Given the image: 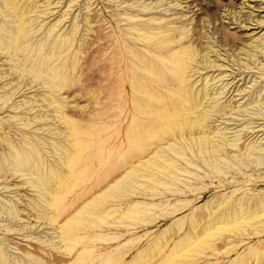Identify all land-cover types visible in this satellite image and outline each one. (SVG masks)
<instances>
[{
  "label": "bare ground",
  "instance_id": "bare-ground-1",
  "mask_svg": "<svg viewBox=\"0 0 264 264\" xmlns=\"http://www.w3.org/2000/svg\"><path fill=\"white\" fill-rule=\"evenodd\" d=\"M77 1L68 0V4L61 7L62 11L56 15L55 10L61 3L59 0H0V111L7 108L15 111L13 116L7 115L9 121L18 122L25 127L35 125L37 121H44L51 117L53 111L56 112L66 131L55 127H50L47 131L64 141H57L54 137L49 141L41 137L39 140L41 146L47 145L58 165L66 168L69 167L70 161L76 158V151L81 146L73 138L78 130L77 123L72 120L74 117L68 119L64 116L70 107L68 97L63 96L65 78L69 70L84 75L87 67L97 59V54L103 49V40L106 39V35L100 32V27L96 25L97 16L90 10V0L82 4L86 9L85 27L80 28V21H76L73 15V21L63 28L71 12L69 8L78 5ZM151 4L152 1L146 6ZM82 5L79 4L78 7ZM53 15L56 16L53 18ZM137 15L138 13H127L123 19L133 21L138 19ZM51 17L53 19L49 20ZM180 19L181 17L165 19L166 26H170L162 29L160 25L164 22L163 17L153 14L141 20L145 21L147 27L129 29V33L136 37L134 39L130 36V43L139 41L145 45L144 51L139 52L138 57L143 71L149 74L150 78L153 75L151 64H159L162 69L157 68L152 85L138 89L143 101V134L131 135L130 143L136 152L126 155L129 160L136 156L138 161L136 164L131 163L135 165H131L123 176L121 174L122 177L116 176L121 178L112 183H115L112 191L104 189L101 194L116 195L117 192L130 191V187L134 183L139 184L141 178L164 187L162 194L170 190L176 197L170 204L174 205L176 210H191V214L179 218L176 222L178 231H181L184 223L189 228L183 237L180 236L171 248L169 247L168 255L162 262L159 260L161 264L169 262L172 256L186 254L196 258V264H264V244L259 248L256 245L258 249L248 248L239 259L217 263V260L227 258L231 252L237 250L246 239L264 233V191H258L256 194L244 192L236 196L235 201L230 194L223 196L219 192L211 196L208 203L198 210L193 209L191 200L188 199L190 196L195 200L204 201L211 191L230 185H234L235 190H240L238 185L241 180L235 177L236 174L243 171L247 173L248 169L261 173L264 169V130H258L263 128L264 124L261 125L257 120L264 119V82L257 83L254 79L237 85L234 80L242 74L241 72L234 74L230 80L226 79L228 75H224V71L214 75L215 69L225 67L220 63V60H224L221 57L230 59L231 64L234 61L233 65L238 69H250V60L255 58L257 61L260 58L259 52L264 54V33L251 39L249 46L237 48L239 50L235 47L236 51L228 47L222 52L220 48L207 46L203 52L199 47V39H192L194 31L190 30L193 33L192 43L182 44L185 33L189 30H175L173 24L181 23ZM263 20L259 23L263 24ZM80 60H83L82 64L79 63ZM261 62L259 61V64L262 65ZM204 70L207 71L203 72ZM211 71L213 73L210 75ZM192 77L196 78L191 82ZM199 77L201 82L197 85L200 79H196ZM37 85L41 89L45 88L47 92L37 96L32 91L34 97L28 98V95L24 94L22 100H14L21 91H30ZM36 106L42 111L32 117L30 114L26 117V114L21 112L23 107L32 111L36 110ZM243 116L248 118L238 126L244 127L233 132L236 127H231L233 123H227L236 122ZM220 119H226V124L222 125ZM216 122L219 123L215 124ZM39 123L42 126L35 129L43 130L44 123ZM244 123L246 124L243 125ZM260 131L262 134L258 136ZM0 141V264H78L86 249L72 253L75 244L85 236L76 233L74 224L82 216L91 213L89 208L97 203V199L88 201L65 223L55 224L62 212L57 201L64 192L60 184L66 175L62 177L52 165L42 160V154L31 137L21 135L19 141L15 142L1 126ZM261 166L263 168H260ZM212 174L216 178L219 177L218 183L207 184V179L215 180ZM262 174L257 178L264 180V173ZM252 177L253 175L249 174L248 181L253 183L254 187L258 186L259 180H252ZM169 179L173 180L174 184L170 183ZM22 186H26L25 192H33V199L26 200L28 194H20L22 190L19 188ZM13 187L16 189H12ZM7 189H11L8 193L13 196L1 192ZM131 203L127 212H140L135 210L138 203ZM119 206H107L109 209L94 215L104 222V217L108 220V215L124 210ZM34 242L37 245H33ZM166 242L164 238L161 241L162 246ZM56 253L71 258H60ZM139 255L132 264L143 262V255Z\"/></svg>",
  "mask_w": 264,
  "mask_h": 264
},
{
  "label": "rangeland",
  "instance_id": "rangeland-1",
  "mask_svg": "<svg viewBox=\"0 0 264 264\" xmlns=\"http://www.w3.org/2000/svg\"><path fill=\"white\" fill-rule=\"evenodd\" d=\"M59 1L62 4L60 3L58 5L59 7L56 9L57 11L55 10L56 15L62 11L61 7L68 4V0ZM151 1L152 4L146 6L148 3H151ZM84 2H86V0H78V5L69 8L71 12L69 17L65 20L64 24L66 23V26H63V28L68 27L71 23L70 21H73L74 17L76 21H80V28L85 27L86 9H84V6L82 5ZM90 3L92 4L90 10L95 12L97 16L96 25L100 27V32H103L106 35V39L103 40V49L97 54V59L95 58L91 63L92 65L90 64L85 70L89 73L84 71V75H82L80 72L69 70L65 78L66 86L63 89V96L66 98L68 97L67 100L70 102V107L66 110L67 112H65L66 115L64 114V116L68 119L74 117L72 120L77 123L78 130L75 131L73 138H75L81 146L80 149L76 151V158L73 159V161H70L68 168L65 166H62V168L61 165H58L56 162L55 157L52 156L53 153L48 147H46L47 145L41 146L42 144L39 137L46 141H49L53 137L56 138V140L64 141V139L61 140L60 137L57 138V136L51 131H47L50 127L66 131L64 129L65 125L60 121L61 119L54 111L51 113L50 118L44 121L36 120L37 122L35 125L31 124L30 126H26V128L24 125L21 126V124H18V122L9 121L8 117L13 116L15 111L13 112V110L7 108L6 110L4 109L0 111V127L2 126L3 129L5 128L9 138L15 142L19 141L21 135L31 137L32 141L36 144L37 149H39L42 154V160L45 161V163L52 165L56 169V172L62 175V177L66 175V178H62V183L60 184V187L64 192L59 196L57 201L58 207L62 212L55 224L65 223L67 219L77 214L79 208L83 207L88 201L97 199V203L89 208L91 213L82 216L78 222L74 224L76 233L85 236L75 244L72 253L75 254L83 248L86 249L78 264H132L140 257L139 254L143 255V262L141 264H161L165 256L168 255V251L172 244H174L180 236L183 237L189 228V226L184 223L181 231H178V227L175 226L176 222L179 218L191 214V210H187V208L176 210V207L170 204L176 199V197L171 194L170 190H167L166 194H162L164 187L159 186L157 183H150L148 180H143L141 178L139 179L140 183H134L130 187V191H126L127 193L123 191L124 193L117 192L116 195L101 194L107 189V191H112V186L115 184L112 185V183L120 179L123 174L126 173V170L128 171L129 167L135 165L138 161L136 156L131 160L126 158L127 153L131 154L133 151L136 152L132 143H130L131 135L143 134L144 120L143 115H141V112L143 111V109L141 110L143 101L142 94L138 89H143L148 85H152L157 68L162 69V66L159 64H151L153 75L150 78V75L143 71L138 57L140 54L139 52L144 51L145 45L139 41L133 40V42L130 43L131 39H136V37L129 33V29L131 27H147L145 21L141 20L151 17L153 14L163 17L164 22L160 25L162 29L170 26L169 24L166 26L167 21H165V19L170 20V18L181 17V23L173 24V26L177 31L185 29L189 30L185 33L184 42H182L183 45L191 44L192 39L194 41L199 39V47L203 52H205L207 46L214 49L220 48L222 49V52H224L223 49L228 47L231 49L234 48L233 50L236 51L237 48L240 49L242 46L250 44L251 39L253 40L264 33V0H90ZM79 4H81L82 7H78ZM127 13H138V19H134L133 21L124 20V14ZM237 14L242 17L243 21ZM56 15H53L52 17L54 18ZM73 15L75 16L73 17ZM143 15L146 16L144 17ZM141 16L143 17L140 18ZM52 17L49 18V20L53 19ZM258 18H261V20ZM262 20L263 24H260L262 23ZM250 21H252V23ZM190 30L194 31L192 39L191 36L193 33ZM130 36L132 37L131 39ZM242 57L245 58L244 56ZM258 57L260 58L257 61H255V58L250 60V69H245V67L238 69L237 66L233 65L235 64L234 61L233 64H231L232 61L230 59L231 62L228 59H225V57H221L225 61L220 60V63H223L226 68L223 66L224 68L215 69L214 75L223 71L226 72L227 70V72H223V74L228 75L226 76L227 78H225L230 80L232 76L237 75L236 73L241 72L242 74L234 80V83H237V85H242L244 82L254 79L257 80V83H262L264 82V54L259 52ZM259 61H262L261 63H263V66L259 64ZM79 63L82 64L83 60H80ZM207 70H204L203 72H206ZM212 73L213 72L211 71L210 75ZM192 78L191 82L196 77ZM200 82L201 79L198 80V83L196 84L198 85ZM38 86L39 85L35 86L32 88L33 90L31 89L30 91H21L16 95L14 100H22V95L24 94L28 95V98H32L34 97L33 93L39 96L38 94L42 95L47 92L45 88L41 89L40 86ZM39 104H41V102ZM36 107V110L32 109V111H27L23 107L21 108V112L24 115L26 114V117H29L30 115V117H32L35 113L42 111L39 106ZM247 118L248 116H243L237 120L238 122H230L227 124L233 123L231 127H236L233 130L234 132L244 127H239L238 124L241 125ZM257 120L261 125L264 124V119ZM39 122L42 124L44 123L45 126L43 127L45 128H43V130H36L38 127L40 128V126H42ZM219 122L224 125L226 124V119H220ZM219 122H216L215 124H218ZM245 124L246 123L243 125ZM260 129L264 130V127L259 128L258 130ZM49 132L51 135H48ZM259 133L258 136L262 134V132ZM118 148H120V150H118ZM263 167L261 166L260 168ZM123 171L125 172L123 173ZM262 173H264V169L261 173L255 172L254 170L252 172L248 169L247 173L243 171L236 174L235 177L241 180V183L238 185L240 190H235V186L230 185V187H221L211 191L204 198V201L203 199L195 200L190 196H188V199L191 200L193 209L198 210V208L202 207L205 203H208L213 195L215 196L219 192L223 196H227V194L229 196L230 194L233 201L236 200V196L244 192L246 194H256L258 191L262 192L264 191V180L262 178H257L259 175H263ZM214 174H212L213 177H215ZM249 174L253 175L252 180H259L258 186L254 187L253 183L248 181L250 180ZM117 175L121 177L117 178ZM218 178L215 177V180L209 178L206 180V183L211 185L216 184L218 183ZM16 180L18 181L19 179ZM147 182L149 184H146ZM169 182L174 184V181L171 179H169ZM149 185L150 187H148ZM24 187H18L22 190L20 191V194L27 193L26 200L33 199V192L28 191L30 193L29 196V193L24 191L26 189ZM108 187H112V189H109ZM14 188L15 187L12 189ZM10 190L11 189L1 190V192L7 196H13V194L8 193ZM90 197L92 198L90 199ZM131 202L138 203L136 205L137 207L135 206V210H139L140 212L137 214L127 212L129 205L132 204ZM104 204L106 205L104 206ZM115 204L116 206H119L120 204L121 207H119L121 209L123 207L124 210H122L124 212L119 211L118 213L117 211L116 214L108 215V220H105L106 217H104V222L102 219L100 220V218L97 219L94 215L102 213L104 209H109L111 206H115ZM107 206H109V208ZM101 209L102 211L99 212ZM75 210L76 212H74ZM164 210L165 212H163ZM84 228L86 229L84 230ZM174 228L177 231L174 230ZM47 231L52 232L49 230ZM96 231H99L100 233ZM96 235L99 237H96ZM101 237H104L105 239H102ZM263 237L264 233L246 239V241H243L244 244H241L237 250L231 252L227 258L217 260V263L225 262L229 259H239L244 255L248 248H259L261 244H264ZM164 238H166L167 242L162 246L161 241L164 240ZM33 245H37V243L34 242ZM245 247L246 249H244ZM51 251L54 252V250ZM56 254L60 258H71V256L65 257L62 254ZM190 255L191 254L172 256L169 262L165 264H196V262H194L196 258L192 256L191 258ZM159 260H161V262Z\"/></svg>",
  "mask_w": 264,
  "mask_h": 264
}]
</instances>
